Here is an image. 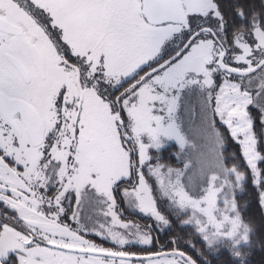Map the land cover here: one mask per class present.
<instances>
[{"label": "snow or ice", "instance_id": "6c2138e0", "mask_svg": "<svg viewBox=\"0 0 264 264\" xmlns=\"http://www.w3.org/2000/svg\"><path fill=\"white\" fill-rule=\"evenodd\" d=\"M235 15L241 23L229 44L218 0H0V202L16 213L14 226L0 225V264H132L134 258L138 264H197L180 250L179 237L169 241L176 247L168 252L123 250L151 244L153 228H170L172 213L189 212L181 227L193 228L210 250L227 245L243 264L240 247L254 229L235 195L244 191L247 173L229 166L234 156L224 154L218 122L238 143L252 185L264 188L258 167L264 150L249 111L258 107L264 125V104L256 105L252 95L259 80L256 99L264 97V16L243 7ZM193 17L215 23L193 27ZM177 39L174 54L159 62ZM143 66L150 70L111 98L108 88L134 79ZM216 74L223 76L218 89ZM193 91L201 99L198 132L207 147L198 190L191 177L184 183L189 161L175 168L159 157L153 163L151 155L174 142L177 160L184 157L190 144L178 109ZM133 176L136 182L122 195L154 220L147 231L114 211V189ZM51 187L55 196L47 195ZM69 190L77 209L85 200L106 205L104 222L89 228L73 212L76 227L63 223ZM259 202L264 206V190Z\"/></svg>", "mask_w": 264, "mask_h": 264}, {"label": "trees", "instance_id": "16d2710c", "mask_svg": "<svg viewBox=\"0 0 264 264\" xmlns=\"http://www.w3.org/2000/svg\"><path fill=\"white\" fill-rule=\"evenodd\" d=\"M221 6V10L225 15V19L228 23V41L231 44L232 41V30L234 26H239L241 21L238 16L235 15L238 7H243L246 13L252 12L264 16V0H218ZM182 47V44L180 45ZM168 45L162 52V59L159 62H163V59H168L174 51V47ZM174 54V53H173ZM172 54V55H173ZM156 63H151V67H154ZM149 67L143 66L138 72L134 79H126L121 85L112 90L110 96L115 98L119 96L120 93L124 92L129 85L133 84L135 80H138L140 76L144 75L145 72L149 71ZM255 88V84L253 85ZM255 92V89H254ZM201 99L197 91L187 93L183 95L181 100V106L178 109V115L182 121V126L186 132L188 141L190 145L194 144V149L198 153L207 150L206 142L198 132L200 125L199 120V110H200ZM250 115L254 119V132L257 135L259 141V147L264 150V125L261 124V115L256 107H250ZM195 112L196 115L193 116L192 113ZM218 127L220 131L224 134L226 151L225 155L228 157H233L228 161L229 166L233 164L237 165L239 171L242 173H247L246 182L244 183V191L242 193H237L235 195L236 202L239 206V210L242 214V218L245 223H248L254 232L250 236L249 244H241L240 251L244 254L243 264H264V206H261L259 202V193L264 190V188L259 186H253L251 181L250 170L246 167V162L240 151V147L236 141H234L227 127L219 124ZM191 148L186 149L184 157L181 160H177V154L179 153L178 145L174 142L167 145L161 152H152L153 157L152 162L156 163V158L159 157V162L172 167H182L184 162L192 158ZM258 167L264 169V162H258ZM146 179L154 187V196L157 199L158 207L165 212L167 215V203L160 199L159 192L155 191V181L152 177L148 175V169L144 170ZM192 178L193 185L198 190L202 184L201 175L195 174L190 176ZM136 182V177L133 176L131 180H124L119 182L118 187L114 189L116 205L124 206L130 205L127 203L122 193L125 188H131L132 184ZM184 183H188V179L184 178ZM133 213L137 214V210H129L128 212H123L121 215ZM189 213L187 215H179L172 213L170 219L172 220L171 227L165 228L161 226L159 229L153 228L151 230V235L153 237L151 245L144 248L146 252L153 251L154 246L156 247V241H171L174 237H179L180 250L184 251L187 255L191 256L197 261V264H241V260L235 259L227 245L219 246L218 248L209 249L206 243L202 240L200 236L195 233V230L189 226L181 227V222L187 220ZM154 222V221H153ZM155 223V222H154ZM152 223V225L154 224ZM172 249L176 247L172 244ZM194 246V247H193Z\"/></svg>", "mask_w": 264, "mask_h": 264}, {"label": "rangeland", "instance_id": "374dc122", "mask_svg": "<svg viewBox=\"0 0 264 264\" xmlns=\"http://www.w3.org/2000/svg\"><path fill=\"white\" fill-rule=\"evenodd\" d=\"M22 2H23V0H22ZM28 2L30 3V0H28ZM198 23H202V24H204V26H213L215 22L212 21L210 18L207 21H205L203 18L193 17V19H192V25H193V27H195L196 24H198ZM183 39L185 41L187 40V34H185V36L183 37ZM177 44H179V39H177L176 41H173V42L169 43L168 45L169 46L171 45L172 46L171 48H173V47L176 48V45ZM168 45H166V47ZM173 53H174V51L172 52V54ZM156 66L157 65H155L154 67H156ZM232 66H236V65L234 63H232ZM253 75L256 76V75H258V73H253ZM229 79L233 80V82H236L238 80V77L233 76V77H230ZM222 81H223V76L222 75L216 74L214 76V83H215V87L217 89L219 88V85L222 83ZM258 83H259V80H255L253 82V85L255 84V88H256V85H258ZM102 87H105V86H102ZM252 87H253L252 95L254 97L255 104L256 105L264 104V97L259 98V99H256V91L254 92V89L255 88H254V86H252ZM112 90H114V89H112V88L109 87L108 88V94H111ZM213 104H214V101H213ZM256 108L259 110L258 107H256ZM259 113L261 115L260 110H259ZM193 147H194V144L193 145H190L188 147V149H190V148L192 149L191 150L192 158H190V161L187 160V161L190 162L191 166L188 169V173H187L186 179H188V177H190L192 175L200 174L201 162L204 159L205 155L207 154V150H204V152H202V153H198ZM176 168H183V166L182 167H176ZM122 190H124V189H122ZM129 207H131L133 210H137L132 205H130ZM84 210H85V222L84 223H86L89 228H92V226L94 224H96L98 221L99 222H104L103 212L107 211L106 205L105 206H101V205H99L96 202L89 203L87 200H85V202H84ZM139 214L144 218V223H143L144 224V230L147 231L148 230V226L152 225V223H154L153 222L154 220H152L151 218H149V217H147V216H145V215H143L141 213H139ZM189 215H191L190 212H189ZM119 218H120L121 221H126L125 219H121L123 217H119ZM132 218H133L132 220H127V221L135 222L137 220L134 217H132ZM108 219H109V222H110V217ZM82 234L85 235V238L86 239L92 240L93 242H95L96 244H98V245H100L102 247H105V248H113L114 247V245L110 241L101 239L99 236H96V235H94L92 233H88V234L82 233ZM151 237H152V235H151ZM152 239H153V237H152ZM129 247L130 248L126 250L127 252H140L143 249V248L142 249H139L140 247L137 249V248H135L136 247L135 245H132V246H129ZM117 250H119V249H117ZM156 251H157V247L154 246V250L153 251H149V252H146V253H152V252H156ZM132 264H138V263L132 262Z\"/></svg>", "mask_w": 264, "mask_h": 264}, {"label": "flooded vegetation", "instance_id": "af4514ba", "mask_svg": "<svg viewBox=\"0 0 264 264\" xmlns=\"http://www.w3.org/2000/svg\"><path fill=\"white\" fill-rule=\"evenodd\" d=\"M22 170V169H21ZM47 195L49 196H55L56 195V189L55 187H51L50 191H47ZM115 196V194H114ZM116 198V197H115ZM62 206L65 208L66 214L62 215L61 217V221L63 223H67L69 224L71 227L75 228L76 224L75 222L71 219L73 212H78L79 217L81 219V223L83 224L85 222V210H84V203L80 206L79 209H77V201H76V194L72 191L69 190L66 194H65V198L62 200ZM130 205H124V206H120L117 205L116 208L114 209V211L117 212V214L119 215V217H123L121 219H125L127 220H132L134 217L135 219H137L134 223L138 224L141 226V228L144 230V218L138 213L137 214H133V213H129L126 214L125 216L121 215L123 212H128L129 210H131L132 208L129 207ZM16 215V213L11 210L9 207H7L6 205H4L3 202H0V225H2L3 223H8L10 226H14V221L12 219V217H14ZM143 224V225H142ZM105 243V242H104ZM157 244V251L156 252H168L172 250V245L170 242L167 241H156ZM151 244L148 245H135V248H139L142 249V251L140 252H131V253H136L138 256H145L148 255L150 253H146V251L144 250V248L148 247ZM129 246L124 247V251H126L127 249H129ZM156 252H152V253H156ZM134 263H138L135 259H133Z\"/></svg>", "mask_w": 264, "mask_h": 264}, {"label": "water", "instance_id": "95a60500", "mask_svg": "<svg viewBox=\"0 0 264 264\" xmlns=\"http://www.w3.org/2000/svg\"><path fill=\"white\" fill-rule=\"evenodd\" d=\"M135 259V258H134Z\"/></svg>", "mask_w": 264, "mask_h": 264}]
</instances>
